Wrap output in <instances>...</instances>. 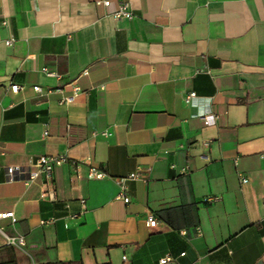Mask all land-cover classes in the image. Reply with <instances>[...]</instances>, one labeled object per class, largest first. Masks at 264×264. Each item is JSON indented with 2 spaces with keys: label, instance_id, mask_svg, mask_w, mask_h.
I'll use <instances>...</instances> for the list:
<instances>
[{
  "label": "crops",
  "instance_id": "1",
  "mask_svg": "<svg viewBox=\"0 0 264 264\" xmlns=\"http://www.w3.org/2000/svg\"><path fill=\"white\" fill-rule=\"evenodd\" d=\"M96 1L0 0V212L17 218L0 228L26 240L0 262L264 264V0ZM124 1L134 17L114 18ZM43 154L69 159L56 201L8 181ZM139 167L126 203L116 178Z\"/></svg>",
  "mask_w": 264,
  "mask_h": 264
},
{
  "label": "built area",
  "instance_id": "2",
  "mask_svg": "<svg viewBox=\"0 0 264 264\" xmlns=\"http://www.w3.org/2000/svg\"><path fill=\"white\" fill-rule=\"evenodd\" d=\"M97 4H104L109 5L110 0H98L96 1ZM114 18L120 19V18H127L131 19L134 17L133 11L131 9L130 3L128 1L121 2L119 9L113 13ZM15 42L14 37H10L5 41V44L8 46H12ZM42 72H44L46 75L49 76H57L56 72H53L49 70L48 67H43ZM86 74L88 71L85 72ZM71 84H74L71 83ZM21 89V85L19 84H12L11 90L13 92H18ZM35 91L41 92L43 91V87L41 85H34ZM80 87L76 84L73 85V93L71 95L64 96L61 100L62 103L69 104L72 103L78 96ZM197 97L196 92H191L185 95V102L187 104H193V99ZM200 117L204 119L205 124H211L215 121V116L212 113H203L200 114ZM48 134V131L44 132V135L46 136ZM104 135H111L112 133L109 131H104ZM69 162V159L65 155H47L43 154L37 157L30 165L27 167L19 164H13V165H7L6 166V172L8 176V181H14L17 179H24L25 183L27 185H30L37 180H42V191H41V199L47 200V201H56L57 200V194H56V188L53 181V175L54 171L57 167L61 166L64 163ZM74 164L76 165V168L78 169L80 167V162L74 161ZM148 173L149 169H144L139 167L135 171L129 173L126 176L117 177L116 181L119 184V192L117 194V197L119 199H123L126 203L130 202V197L128 195V183L130 181H147L148 179ZM87 176L89 179H101L107 176L106 172L99 168L96 165H90L88 169ZM243 182H247V178H242ZM219 197H209L205 198V202L208 201H215L218 200ZM82 207H86V200L81 199L80 200ZM77 214H73L72 217H77ZM5 218H11L12 222H16L17 218L14 215V211H6V212H0V219ZM56 217H52L50 219L42 220V224H49L54 221H56ZM147 225L149 227H155L158 223V219L155 216L150 215L147 218L146 221ZM67 226V224H66ZM0 233L4 237V243H0V249L4 246H14V247H25L26 240L22 235H8L6 234L2 228H0ZM185 253H182L184 255ZM124 259H127L126 256H124ZM175 260V257L167 253L164 257H162L159 262L160 264H167L169 262H172Z\"/></svg>",
  "mask_w": 264,
  "mask_h": 264
},
{
  "label": "trees",
  "instance_id": "3",
  "mask_svg": "<svg viewBox=\"0 0 264 264\" xmlns=\"http://www.w3.org/2000/svg\"><path fill=\"white\" fill-rule=\"evenodd\" d=\"M0 264H18L16 259H9L6 262H0ZM40 264H81V263H75V262H48V263H40Z\"/></svg>",
  "mask_w": 264,
  "mask_h": 264
}]
</instances>
